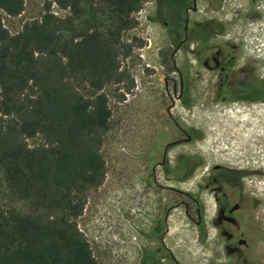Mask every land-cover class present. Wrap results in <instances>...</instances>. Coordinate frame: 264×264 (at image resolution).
I'll return each instance as SVG.
<instances>
[{
	"label": "rangeland",
	"instance_id": "obj_1",
	"mask_svg": "<svg viewBox=\"0 0 264 264\" xmlns=\"http://www.w3.org/2000/svg\"><path fill=\"white\" fill-rule=\"evenodd\" d=\"M153 1L144 0L142 9L135 13L137 26L123 34L125 42L137 44L134 37L143 42L140 47L134 45L131 55L122 58V67L128 70L130 77L121 83L105 87L112 111L110 130L102 147L107 174L102 185L87 192L84 211L77 219L78 226L88 239L99 264H152L156 260L161 264H177L172 258L173 254L184 262L176 257L182 264H236L237 255L226 253L225 239H221L219 229L213 222L216 218V205L212 192L204 190L201 193L206 204V228L203 231L196 224L194 211L190 210L194 216L192 219L183 204L176 205L181 200H188L185 195L145 182L148 157L140 155L153 150L156 139L162 144L166 143V121L170 123V139L176 140L184 136L182 130L167 115V107L174 103L172 112L175 121L184 128H196L203 132L199 138L171 148L169 158L175 171L170 176L169 183L176 188H188L197 192L200 180L207 177V173L216 166L244 170L245 192L259 202L251 217L264 235V166L261 163L264 161V103H255V106L213 100L207 89L208 83L211 85L214 82V76L205 73L196 57L184 49L176 53L175 61L178 68L184 73L188 72L190 79L196 82L191 86L189 104L175 98L172 92V96L167 95L165 78H179L177 71L170 72L168 69L171 66L168 52L176 44L166 38L170 26L165 25L163 19H157ZM246 1L248 0L224 2L221 10L224 12L223 20L233 26L228 24V34L224 38L216 37L212 44L219 42L225 47L224 44L227 43H242V56L259 63L261 69L258 74L264 75V5L261 7L262 17L250 19ZM48 3L57 15L68 13V10L61 9L53 0H25L22 13L13 16L3 12V22L11 32H16L25 22L40 18ZM226 4L229 9L225 7ZM239 10H242V14L237 16ZM228 11L231 15H228ZM227 16H230L228 20ZM132 80L134 84L129 86ZM240 105V115L244 117L248 112L253 119L259 117L260 125L245 122L241 116L232 125L228 121L218 124L217 117L227 115L228 107L240 108ZM202 114L207 116L204 120L200 117ZM249 124L257 132L252 143L246 144L240 141L237 129L247 125L249 127ZM42 141L41 136L28 139L31 146ZM186 152L198 154L204 160V164L189 180L191 185H187L188 181H179L176 169L177 156ZM157 173L160 182H165L164 169L158 167ZM14 205L16 204L9 194L4 192L0 195V209H8ZM157 227L159 229L156 234L154 228ZM164 230L167 232L162 241L161 233ZM260 243L264 247V238L257 245ZM258 256L264 257V253L259 252Z\"/></svg>",
	"mask_w": 264,
	"mask_h": 264
},
{
	"label": "trees",
	"instance_id": "obj_2",
	"mask_svg": "<svg viewBox=\"0 0 264 264\" xmlns=\"http://www.w3.org/2000/svg\"><path fill=\"white\" fill-rule=\"evenodd\" d=\"M53 1L68 13L48 3L11 33L2 13L25 0H0V195L16 204L0 209V264H99L77 219L106 178L105 87L130 77L122 58L143 42L123 34L144 0Z\"/></svg>",
	"mask_w": 264,
	"mask_h": 264
},
{
	"label": "flooded vegetation",
	"instance_id": "obj_3",
	"mask_svg": "<svg viewBox=\"0 0 264 264\" xmlns=\"http://www.w3.org/2000/svg\"><path fill=\"white\" fill-rule=\"evenodd\" d=\"M225 1H153L154 12L158 14L157 19H163L164 24L170 26L167 30L168 32H166V38L176 44L175 46L172 44L174 48L168 52L171 60V66L168 69L170 72L177 71L179 78L177 79L173 76L165 78L166 94L172 96V92L175 98L184 101L186 105L189 104L191 86L196 82L190 79L188 72L184 73L178 68L175 55L180 49H184L187 53L194 55L204 72L211 73L214 76V82L211 85L208 83L209 87L207 89L209 90L207 93H211L213 100L242 102L245 104L264 103V75L258 74L261 66L259 63L242 56V43H227L224 44L225 47H222V43L219 42L215 45L212 44L216 37L224 38L228 34L229 25L233 26L232 23H226L223 20L224 12L221 10ZM246 2L250 10L249 18H261V7L264 5V0H248ZM225 7L228 8V5L226 4ZM228 12V15H231V12ZM241 14L242 10L236 13L237 16ZM229 18L230 16H227V20ZM166 64H168V60ZM172 100L174 101L173 97ZM174 105L173 103L172 106L167 107V115L182 130L184 136L176 140L170 139L172 135L169 129L170 123L168 121L164 123V128L166 129L164 132L167 133L168 138L166 143L162 144L156 139L154 140L153 150L140 153V156L148 157L145 166L147 168L144 177L145 182L157 187L162 186L163 189L167 187V189L176 190L178 193L185 195L188 200H181L176 205L183 204L186 213L192 219H194V216L190 210L194 211L197 217L196 224L203 231L206 228L204 220L206 204L201 193L204 190L212 192L216 205V218L213 222L219 229L221 239H225L224 247L226 253L237 255L236 261L238 262L236 264H264V257L258 256L259 252L264 253V247L261 246V243L257 245L264 238L263 231L259 229L257 223L251 217L259 202L245 192L243 183L246 172L244 170L227 166H216L207 173V177L200 180L197 192L188 188H176L172 183H169L171 181L170 176L175 171L169 158L171 148L182 142H190L194 138H199L201 132H203L196 128H184L178 124L172 112ZM192 125L198 128V126ZM158 135L159 132L156 137ZM160 155L161 158H159ZM203 164L204 160L198 154L186 152L177 156L176 169L179 173V181L183 183L188 181L187 185H191L192 182L189 180ZM158 167L164 169L165 182H160L158 179ZM137 173L139 174V172ZM257 216L262 220L259 213H257ZM262 223L264 225V222ZM158 229L159 227L154 228L156 234ZM165 232L167 231L164 230L161 233L162 241L164 240ZM176 257L174 254L172 255L177 264L184 263L177 257L182 262L180 263ZM152 264L161 263L156 260ZM221 264H232V262Z\"/></svg>",
	"mask_w": 264,
	"mask_h": 264
},
{
	"label": "bare ground",
	"instance_id": "obj_4",
	"mask_svg": "<svg viewBox=\"0 0 264 264\" xmlns=\"http://www.w3.org/2000/svg\"><path fill=\"white\" fill-rule=\"evenodd\" d=\"M219 105V104H218ZM253 105H255V104H253ZM264 105V104H263ZM255 106H257V105H255ZM259 106H261V104L259 105ZM226 108V107H225ZM241 105H240V108H229L228 107V109H227V111H226V114L227 115H219L218 117H217V120H218V124L219 123H226V121H228L227 123H231V125L233 124V123H235V122H237V119H238V117L239 116H241L240 114H241ZM259 108H262V107H259ZM264 108V107H263ZM262 108V109H263ZM221 109V108H220ZM254 109V108H253ZM263 112V111H262ZM189 113V112H188ZM243 115V114H242ZM201 119H205L207 116L204 114H202L201 116ZM242 118H243V120H245V122L247 121V122H250V123H253L252 125H254V124H259L260 123V120H261V118H259L258 117V119L255 117V119H253V117H252V115L251 114H249L248 112H247V114L245 113V115H244V117L243 116H241ZM240 117V118H241ZM241 122V121H240ZM239 122V123H240ZM238 123V124H239ZM238 124H236L237 126H238ZM240 124H242V123H240ZM204 125H205V123H204ZM222 125V124H221ZM229 124H227V126H228ZM243 125H245V124H243ZM242 125V126H243ZM256 125V126H257ZM260 125V124H259ZM241 126V125H240ZM246 126V125H245ZM235 129V128H234ZM238 131H239V137H240V141L241 142H243V143H246V144H251L252 143V139H253V137H254V135H255V133L257 132L256 131V128H253L250 124H249V127H248V125H247V127H241V128H238L237 129ZM207 131V130H206ZM231 131V130H230ZM264 133V132H263ZM234 134H235V132H234ZM236 135H237V133H236ZM179 151L181 150V148L180 147H176ZM183 149H185V148H183ZM182 149V150H183ZM231 153V152H230ZM233 154V153H232ZM175 155V154H174ZM238 156V155H237ZM227 157V156H226ZM228 158V157H227ZM231 158V157H230ZM262 163V166H264V161H262L261 162ZM257 165V164H256ZM242 167H243V165H241ZM240 166V167H241ZM253 167V166H252ZM259 167V166H258ZM257 168V167H256ZM262 168V167H261ZM180 244V243H179ZM183 246V245H182ZM180 248V247H179Z\"/></svg>",
	"mask_w": 264,
	"mask_h": 264
},
{
	"label": "built area",
	"instance_id": "obj_5",
	"mask_svg": "<svg viewBox=\"0 0 264 264\" xmlns=\"http://www.w3.org/2000/svg\"><path fill=\"white\" fill-rule=\"evenodd\" d=\"M34 19V18H33ZM24 25V24H23ZM23 28V26L21 27V29ZM21 29H19V30H21ZM19 30H17L16 32H18ZM11 32V31H10ZM16 32H11V33H16Z\"/></svg>",
	"mask_w": 264,
	"mask_h": 264
}]
</instances>
